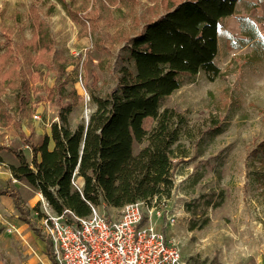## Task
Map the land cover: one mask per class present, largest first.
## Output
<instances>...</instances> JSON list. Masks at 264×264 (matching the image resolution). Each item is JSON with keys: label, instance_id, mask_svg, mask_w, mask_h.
I'll return each mask as SVG.
<instances>
[{"label": "rangeland", "instance_id": "1", "mask_svg": "<svg viewBox=\"0 0 264 264\" xmlns=\"http://www.w3.org/2000/svg\"><path fill=\"white\" fill-rule=\"evenodd\" d=\"M178 1L0 0V264L47 263L54 249L40 215L46 198L13 177L10 149L31 158L26 137L51 133L64 105L72 128L87 122L91 92H109L132 66L129 39ZM215 62L219 74H183L162 101L187 120L165 201L176 221L157 225L190 264H264V0H238Z\"/></svg>", "mask_w": 264, "mask_h": 264}, {"label": "trees", "instance_id": "2", "mask_svg": "<svg viewBox=\"0 0 264 264\" xmlns=\"http://www.w3.org/2000/svg\"><path fill=\"white\" fill-rule=\"evenodd\" d=\"M237 2L179 0L149 21L129 39L133 63L121 67L115 88L90 91L95 109L87 122L72 128V104L64 105L51 133L40 142L26 137L31 158L22 148L10 149L17 157L9 164L13 177L41 192L56 212L70 208L80 216L89 215L91 205L121 209L136 200L166 201L187 118L175 107L161 109L162 101L182 85L183 74L220 73L219 31ZM148 118L155 119L151 129L145 127Z\"/></svg>", "mask_w": 264, "mask_h": 264}, {"label": "built area", "instance_id": "3", "mask_svg": "<svg viewBox=\"0 0 264 264\" xmlns=\"http://www.w3.org/2000/svg\"><path fill=\"white\" fill-rule=\"evenodd\" d=\"M73 183L78 186L75 179ZM43 200L42 221L54 249L42 264H190L179 243L157 225L160 219L164 225L176 221L165 200L127 203L119 217L107 216L94 205L87 216L70 208L56 212Z\"/></svg>", "mask_w": 264, "mask_h": 264}]
</instances>
